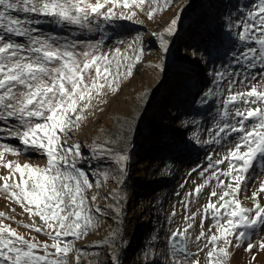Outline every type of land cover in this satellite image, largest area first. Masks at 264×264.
Instances as JSON below:
<instances>
[{
	"label": "snow or ice",
	"instance_id": "6c2138e0",
	"mask_svg": "<svg viewBox=\"0 0 264 264\" xmlns=\"http://www.w3.org/2000/svg\"><path fill=\"white\" fill-rule=\"evenodd\" d=\"M146 3L147 16L153 19L157 12L170 8L173 0H0V136L15 139L23 151L35 150L46 158L44 166L8 161L6 155H19L22 149L0 143V166L8 170V175L0 176V190L30 217L42 222V226H36L33 219L24 227L44 233L52 241L49 244L34 237L25 238L0 222V264H69V254H75V264H80L84 252L75 247L74 241L95 228L99 215L104 214L95 203L97 194L87 195L93 188H100L101 181L90 180L79 166L83 162L80 143L69 144L66 137L81 126L92 101L102 96L105 89L119 91L121 80L132 76L144 54L139 36L123 49L116 47L105 52L102 41H69L54 34L43 35L39 26L49 23L74 26L89 33L102 31L101 21L131 20L136 16L133 9L143 11ZM178 19L173 17L163 32L153 33L165 52L168 38L176 33ZM227 27L230 32L237 30L233 34L243 45L233 52L234 64L249 71L210 73L213 87L207 88L198 101L203 106L215 100L216 113L212 126L206 130L209 138L201 140L197 129L191 139L202 145L224 144L227 150L219 159L207 158V166L199 172L203 182L181 202L187 210L190 197H199L205 188L211 189L208 202L184 217V227L171 230L167 243L172 264H189V230L198 215V251L190 264H200V253H204L206 264H227L229 249L245 242V251L257 247L264 251V238L257 244L251 239L258 229L264 228V205L259 202L264 181L254 178L250 183L248 179L257 165L264 175V87L256 83L258 77L264 81V0H258L239 20L233 22L229 18ZM17 37L25 42L14 39ZM258 67L260 71H250ZM113 143H93L92 158L114 163L115 174L121 178L118 182L122 183L128 156L109 146ZM101 174L105 181L112 175L109 171ZM253 183H258V187L249 197L244 189ZM118 197L119 193L113 190L110 199L115 203L107 205L117 217L122 199ZM241 197L252 200L253 206H243ZM175 215L173 211L169 223ZM206 220L212 222L207 232ZM114 242L115 235L104 241ZM112 264H119L115 254Z\"/></svg>",
	"mask_w": 264,
	"mask_h": 264
},
{
	"label": "rangeland",
	"instance_id": "374dc122",
	"mask_svg": "<svg viewBox=\"0 0 264 264\" xmlns=\"http://www.w3.org/2000/svg\"><path fill=\"white\" fill-rule=\"evenodd\" d=\"M255 3L258 0H173L170 8L157 12L153 19L147 16L149 4L146 3L143 11L133 9L136 11L133 19L101 21L103 30L91 33L74 26L58 30L53 24L40 25L43 35L54 34L69 41H102L105 52L116 47L123 49L137 36L141 38L144 49L132 76L119 83V91L105 89L102 96L92 101L81 126L66 137L69 144L80 143L83 162L79 166L90 180L101 181V187L93 188L87 195L97 194L95 203L104 210V214L99 215L95 228L74 241L75 247L84 252L80 264H112L113 254L119 258V264H172L167 243L171 230L184 227V217L208 202L211 189L205 188L199 197H190L187 210L181 202L185 201L187 193L203 182L199 172L207 166V158L213 156V159H219L227 150L224 144L202 145L191 139L197 129L200 130L201 140L209 138L206 130L212 126L216 113L215 100L203 106L198 101L207 88L213 87L210 73L249 71L234 64L233 52L243 45L233 34L237 30L234 28L230 32L227 25L229 18L233 22L239 20ZM177 16V30L168 38L170 42L165 52L153 33L163 32L170 20ZM14 39L25 42L22 37ZM250 71L256 73L260 69ZM256 83L264 87V81H260L259 77ZM183 101H187L185 108ZM105 141H113L109 146L122 150L128 156L122 183L118 182L121 178L115 174L117 166L114 163L92 158L91 145L104 144ZM0 143L22 149L19 155H6L5 160L33 166H44L46 162L41 152L23 151L17 140L0 136ZM87 145L89 148H86ZM103 171L112 173L106 181L101 174ZM2 175H8V170L0 166ZM254 178L264 181L259 165L250 172L249 182L252 183ZM16 179H19L18 174ZM256 187L258 183H253L244 192L250 197ZM113 190L119 193L118 199L122 197L119 217L107 208L109 203H115L110 199ZM241 199L243 206H253L252 200ZM259 202L264 205V194ZM173 211L176 215L169 223ZM0 213H4L0 222L9 225L18 234L52 243L44 233L23 226L31 224L33 219L36 226H42V222L38 217H30L3 190H0ZM199 221L198 215L194 227L189 230V264L198 251L195 237L200 232ZM211 223L210 220L205 221L206 232ZM113 235L115 242L105 244L104 241ZM262 238L264 228L258 229L251 239L257 244ZM246 248V242L238 248H230L227 264H264V251L257 247L248 252ZM199 259L200 264H206L204 253L199 254ZM68 261L75 264V254H69Z\"/></svg>",
	"mask_w": 264,
	"mask_h": 264
},
{
	"label": "bare ground",
	"instance_id": "6f19581e",
	"mask_svg": "<svg viewBox=\"0 0 264 264\" xmlns=\"http://www.w3.org/2000/svg\"><path fill=\"white\" fill-rule=\"evenodd\" d=\"M49 23H43V24H41V26H45V25H48ZM40 27V26H39ZM54 27H55V29H58V30H61L62 29V27H58V26H55L54 25ZM8 139H10V138H8ZM10 140H15V139H10ZM87 144V143H86ZM86 148H89V146L87 145L86 146ZM85 147H84V149H86Z\"/></svg>",
	"mask_w": 264,
	"mask_h": 264
},
{
	"label": "trees",
	"instance_id": "16d2710c",
	"mask_svg": "<svg viewBox=\"0 0 264 264\" xmlns=\"http://www.w3.org/2000/svg\"><path fill=\"white\" fill-rule=\"evenodd\" d=\"M182 103H184V108L186 107V106H188L187 105V101H183ZM156 119H157V117H156ZM153 222V220L151 221V223ZM70 238V237H69Z\"/></svg>",
	"mask_w": 264,
	"mask_h": 264
}]
</instances>
